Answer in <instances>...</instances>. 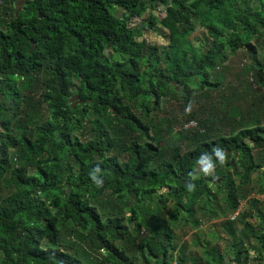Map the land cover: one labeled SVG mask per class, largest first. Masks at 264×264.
I'll return each mask as SVG.
<instances>
[{
    "label": "trees",
    "instance_id": "obj_1",
    "mask_svg": "<svg viewBox=\"0 0 264 264\" xmlns=\"http://www.w3.org/2000/svg\"><path fill=\"white\" fill-rule=\"evenodd\" d=\"M19 1L0 0V264H264V0ZM160 25L158 52L139 38ZM242 201L216 236L230 263L177 243Z\"/></svg>",
    "mask_w": 264,
    "mask_h": 264
},
{
    "label": "rangeland",
    "instance_id": "obj_2",
    "mask_svg": "<svg viewBox=\"0 0 264 264\" xmlns=\"http://www.w3.org/2000/svg\"><path fill=\"white\" fill-rule=\"evenodd\" d=\"M21 1H19L20 6H22ZM155 12L158 15L159 19L165 15V11L162 9L161 10L155 9ZM132 21H133V25L141 23L140 19H135ZM157 28L158 29L154 30V29H149L143 26L142 28L143 35L139 39L144 38L147 40V43L149 45L151 46L156 45L158 52H160L162 48H165L168 45L169 33H168V30L162 27L161 25L157 26ZM193 40L195 44L199 43L200 41H205L206 40L205 30L201 27H198L194 33ZM253 42L256 43L257 39H253ZM259 58L264 59V47L260 48ZM249 61H250V57H249L248 50L241 48L237 50V52L232 53L227 62L223 64H218V67L216 70L220 73L219 76H220V79L224 82V85L229 84L231 86H234V85L239 86L238 82L240 80L245 79L246 75L243 72V69L248 67ZM201 102H203V100L200 99V103ZM198 106L199 104L197 102L193 103V105L191 107L189 106L187 110H192L193 108H197ZM163 108L165 109V112L162 111L161 113L158 114V115H161V117L172 116L176 112L179 111L178 104L175 101L168 102L164 100ZM179 119L182 121V118H179ZM174 129L176 130L178 129V127L175 126ZM202 170L204 172L205 168H203ZM164 192L165 191L162 190L160 193H164ZM254 195L259 199H263V195L258 192H254ZM166 205H167L166 210H161V212H159L156 215V222L158 223V225L162 224L163 222L167 223L168 220L170 219V210L172 209L171 202H167ZM245 205H246V201H242L240 205L241 211L242 209L245 208ZM233 215L234 214L231 213L227 217L222 216L218 219H212V220H209L206 217L205 218L201 217L200 224L198 225L191 223V225L186 226V227L180 226L179 228L175 229L177 233L176 235L178 237L177 243L179 242L181 244L187 243L188 245L187 253L191 254L195 252V253H198L199 255V253L200 254L202 253L203 245H204V244L202 245L199 243V237H201L203 243L207 239L208 241H211L212 245L218 244L221 247V249H223L226 252L227 262L230 263L234 256L232 253V250L229 248L230 247L229 243L231 239L228 236L224 237L223 239L217 238L216 236H217V233L224 235V230L222 228V225L220 226L219 223L225 220L226 218L233 219L232 217ZM196 218L197 216L194 217V219ZM252 221H254L255 223L256 220L252 218ZM253 256H254V253H251V257ZM188 264H191V263H188ZM254 264H259V262L255 261Z\"/></svg>",
    "mask_w": 264,
    "mask_h": 264
},
{
    "label": "built area",
    "instance_id": "obj_3",
    "mask_svg": "<svg viewBox=\"0 0 264 264\" xmlns=\"http://www.w3.org/2000/svg\"><path fill=\"white\" fill-rule=\"evenodd\" d=\"M192 126H196V122L195 121H190L189 123H187L185 125L186 128L192 127ZM240 210L241 209L237 210L236 213L232 217L235 218L239 214Z\"/></svg>",
    "mask_w": 264,
    "mask_h": 264
},
{
    "label": "water",
    "instance_id": "obj_4",
    "mask_svg": "<svg viewBox=\"0 0 264 264\" xmlns=\"http://www.w3.org/2000/svg\"><path fill=\"white\" fill-rule=\"evenodd\" d=\"M16 1H17V0H16ZM21 3H22V5H23V4L25 3V1L22 0ZM162 7H164V6H162ZM20 8H21V7H20ZM117 11H118L119 14H121L122 11H123V8H122V7H119ZM42 16H43V14H42ZM35 47H36V44L33 42V43H32L31 51H33V50L35 49Z\"/></svg>",
    "mask_w": 264,
    "mask_h": 264
},
{
    "label": "flooded vegetation",
    "instance_id": "obj_5",
    "mask_svg": "<svg viewBox=\"0 0 264 264\" xmlns=\"http://www.w3.org/2000/svg\"><path fill=\"white\" fill-rule=\"evenodd\" d=\"M117 13H118V11H117ZM119 14V13H118Z\"/></svg>",
    "mask_w": 264,
    "mask_h": 264
},
{
    "label": "crops",
    "instance_id": "obj_6",
    "mask_svg": "<svg viewBox=\"0 0 264 264\" xmlns=\"http://www.w3.org/2000/svg\"><path fill=\"white\" fill-rule=\"evenodd\" d=\"M21 1V0H20ZM20 6V5H19Z\"/></svg>",
    "mask_w": 264,
    "mask_h": 264
},
{
    "label": "clouds",
    "instance_id": "obj_7",
    "mask_svg": "<svg viewBox=\"0 0 264 264\" xmlns=\"http://www.w3.org/2000/svg\"><path fill=\"white\" fill-rule=\"evenodd\" d=\"M219 154V153H218Z\"/></svg>",
    "mask_w": 264,
    "mask_h": 264
}]
</instances>
